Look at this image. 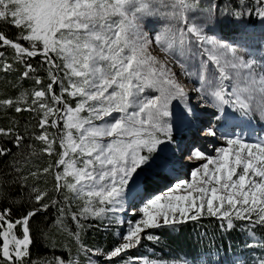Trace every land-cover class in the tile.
<instances>
[{
    "label": "snow or ice",
    "instance_id": "obj_1",
    "mask_svg": "<svg viewBox=\"0 0 264 264\" xmlns=\"http://www.w3.org/2000/svg\"><path fill=\"white\" fill-rule=\"evenodd\" d=\"M253 17L264 23V0H0V71L33 81L18 96L0 99V108L39 116L38 131L25 125L21 132L17 121L0 127V160H8L10 169L0 174V189L29 187L31 205L16 218L10 206L0 209V264H81L55 251L38 261L31 258L30 221L52 207L57 216L51 227L67 230L66 215L76 223L77 230L69 234L86 256L85 264H209L203 255L186 252L167 259L128 255L142 240L158 241L148 230L205 215L227 230L244 221L247 236L255 240V228L264 227V132L254 137L220 132L215 122L225 108L247 121L258 115L264 122V55L240 51L243 33L231 42L218 33L222 24ZM5 27L16 32L9 37ZM173 66L195 81L191 88ZM190 91L197 94L200 108L215 109V121L201 125L196 106L189 103ZM174 100L183 105V120L203 139L223 143L189 141L181 148L195 165L191 179L181 175L182 165L175 167L179 161L169 166L166 159L160 166L171 179L157 172L141 183L140 173L151 171L159 146L176 143ZM26 139L39 141L40 153L54 160L43 168L34 164L23 175L17 158ZM27 147L26 161L37 155L34 145ZM49 173L55 181L52 192L62 200L47 188L27 184L29 177L38 180ZM156 178L169 181L167 190H149V181ZM9 195L0 190V201ZM136 198L141 206L133 214L138 218L126 222L110 249L82 242V220L123 212ZM72 201L81 202L78 211L70 212ZM244 247H259L261 254L257 258L253 253L250 264H264V239L254 244L246 240ZM227 264L248 262L233 259Z\"/></svg>",
    "mask_w": 264,
    "mask_h": 264
},
{
    "label": "trees",
    "instance_id": "obj_2",
    "mask_svg": "<svg viewBox=\"0 0 264 264\" xmlns=\"http://www.w3.org/2000/svg\"><path fill=\"white\" fill-rule=\"evenodd\" d=\"M3 31H5L6 34L11 37L16 32V29L5 27L3 28ZM248 31L264 33V23L253 17L251 20L243 19L232 23L222 24L218 28V32H220L225 37H232L238 32L245 34ZM39 59L40 58L37 57L32 61V63L36 64ZM40 74L44 75V72L41 71ZM18 75V72L5 73L0 71V99L16 97L21 91L30 89L33 86L32 80H18ZM46 82L47 80L45 78V83ZM38 119L39 116L33 112L22 111L20 113H16L12 108H0V127H7L11 121H17L20 125L21 132L24 131L25 125L28 126L30 131H38V129L35 128ZM185 123L186 122L184 121V124ZM49 130L51 132H55V129ZM181 138L182 137L174 139L176 143L172 144V148L173 146L175 148V146L179 145L178 140H181ZM37 142L39 141L26 139L21 149H19V152L22 153V155L17 158L20 161L18 166L22 168L23 175H26L29 170H34V164L40 168H43L48 166V164L54 160V157H50L48 155L44 156L40 153ZM29 144L34 145L37 155L29 157V159L26 161L25 156H28V154L31 152V149L27 147ZM9 147H12V145H9ZM13 151L16 152L18 150L13 148ZM57 151H59L58 145ZM8 163V160H0V174L10 171V169L6 167ZM162 174L165 175L164 173ZM13 175H15V173H13ZM10 178L11 177H5V179ZM143 180L144 178L140 182L143 183ZM155 181L156 180L154 179L150 180L148 188H150L153 184L152 182ZM34 183L40 188H47L50 194L55 198L60 200L63 199V197H60L56 193L52 192L55 181L51 173L47 175H41L38 180H33V178L29 177L27 184L31 186ZM0 190L10 194L9 196H6L5 199L0 201V209L10 206L12 208L13 218L23 215L31 206L29 187L21 189L18 184L11 187L5 185ZM11 198H14L17 203L10 204L9 200ZM80 204V201H72L70 212L78 211ZM56 216L57 208L52 207L46 213H41L30 221V228L34 241L30 250L31 258L38 261L41 258L51 257L53 255V251H55L56 255H61L65 259H67L69 256H72L78 259L81 264H85L86 256L83 253H79L77 251L78 246L75 242V239L69 234L70 232L77 230L76 223L71 219L70 215H66L64 217V221L67 230L61 231L57 228L51 227L52 222L56 219ZM211 218L212 217L207 216L199 219L197 223L188 221L186 223H179L175 227L165 226L158 231L155 230V232H158L161 238V244L149 246L153 247L154 250L159 252L161 255H164L167 251L171 253L186 252L190 257L196 255L198 252L204 253L208 250H220V253L223 256L222 264H227L226 261H230L229 254H231L232 257L238 256L239 260L247 261L248 264H250L253 253L256 254L257 258L259 257L261 254L259 247H244L246 240L249 243L252 241L247 236L246 229L243 227L245 224L244 221H235V227L230 230L231 233L229 232L225 234L224 237H220L218 234H216V223L212 224L210 221ZM81 223L85 225L84 229L80 232L81 240L85 245L107 251L118 242L119 237L117 233H121V231H119L120 229L118 230V227H106L104 222L96 219L82 220ZM195 224H197L198 227L204 229L206 232L211 230L212 232L210 235L212 234L214 236V240L212 239L210 241H205L204 244L203 242L199 244L197 241L198 229L196 228L197 226ZM237 226H239V229L235 231ZM17 231L19 232V229ZM254 231L258 242L264 239V227H256ZM147 243V240H142V246L131 250L128 255H131L136 259H140V256ZM230 243L232 244L231 247L229 245ZM52 245H55L54 250L51 247ZM92 258L96 259L95 256ZM217 258L220 259V257ZM102 259L103 258L101 257V260Z\"/></svg>",
    "mask_w": 264,
    "mask_h": 264
},
{
    "label": "rangeland",
    "instance_id": "obj_3",
    "mask_svg": "<svg viewBox=\"0 0 264 264\" xmlns=\"http://www.w3.org/2000/svg\"><path fill=\"white\" fill-rule=\"evenodd\" d=\"M159 27V26H157ZM220 36L224 37L226 40H228L229 42H231V39L233 37L239 36L241 35V32H238L236 34H234L232 37H225L223 36L220 32H218ZM156 51L158 52V49H156ZM240 51L242 53H254L256 54V56L259 58L261 55H264V33H256L253 31H248L247 33L244 34V40L240 46ZM155 54V53H154ZM162 55V54H160ZM177 67V66H176ZM178 68V67H177ZM179 69V68H178ZM174 71H176L175 68H173ZM177 72V71H176ZM179 79L182 82V79H185V83L187 85L190 86V88L194 85L195 81L192 79H189L183 75H179ZM150 94H155V93H150ZM189 103L193 105L192 103V99L196 98L197 99V94L192 92L191 94H189ZM197 112L198 114H200L201 119L203 118H207V121L201 123L202 126H207L209 121H215V116L213 115L215 113V109H204V108H200L199 105V101L197 100ZM171 110L173 112V117H172V123H173V139H177L179 137H182L181 140H178L179 145L178 148H172V144L170 143H165L164 145L159 146L157 153L153 154V161H151L150 163L152 164V168L151 171L149 172L148 169H145L144 172L140 173V178L139 180L141 181L145 175H155V173L160 172V173H164L165 176H168L169 178L172 177V174H169L168 172H164L163 168L160 166L161 165V161H164L167 159V161L169 162V166H171V164L174 161H179V163L175 164V167L179 168L181 167V165L183 166V171L181 173L182 176H184V178L187 179H191L190 177V170L195 166L193 163H189L190 161H188L187 159H185L187 152L185 151H181L180 148L184 147V140L183 138L187 137V144L189 141H194L196 142V138L199 135V132L197 130L196 127L189 125L187 123L184 124L183 121V105L181 104L180 101L174 100L172 102V105L170 106ZM219 115V114H217ZM239 120H242L245 122V125L243 127H237L236 125L239 124ZM216 122V126L219 129L220 132H224V131H240L243 134H245L246 136H255L256 133H260V130H256L255 128H253L254 126L258 125V124H264V122L261 121L260 117L258 115L254 116L252 121H247L243 118H239L236 116L235 113L232 112L231 109L229 108H225V112L223 114V118L220 119L219 121H215ZM50 131V130H49ZM51 132V131H50ZM196 132V133H195ZM264 132V131H263ZM211 139H215V138H211ZM183 140V141H182ZM216 140V139H215ZM217 141V140H216ZM219 142V144H217V146H220L223 142L221 141H217ZM38 144V148L39 151L40 149L43 147V145L40 144V142H37ZM183 146V147H182ZM172 148V149H171ZM176 153V156L174 155ZM42 155L46 156L47 154H43ZM177 158V159H176ZM199 163V162H197ZM140 171V170H138ZM156 180L155 182H152V186L149 188L150 191L153 192H157V193H162L163 191L167 190V186L169 181L166 179H159L156 178L154 179ZM175 181L173 180V183ZM131 185V182H130ZM134 187V186H133ZM75 202V201H73ZM140 200L139 198H136L135 200H131L129 201L126 205H125V211L123 212H117V213H110L108 217L101 219V222H104L106 227H111V226H116L118 227V230L121 231V233L125 232L126 230V222L130 219H134V218H138L135 217L133 214V208L138 209L140 207ZM207 217V215L201 217L204 218ZM211 217V216H210ZM200 218V219H201ZM117 220L123 221V224L117 223ZM199 221V220H197ZM197 221H193V223H197ZM211 223H216V234H218L220 237H224L225 234L229 233L230 230H227L226 228L221 227V221H219L217 218L212 217L210 219ZM197 226V224H195ZM177 226V225H175ZM172 226V227H175ZM240 226V225H239ZM239 226L236 227L237 231L239 229ZM168 227V226H167ZM113 228V227H112ZM158 228V229H150L148 230L150 233L154 234L155 236L159 237L158 241H148V243L145 245L144 250L140 256V260L143 259V257H148L149 259H154V258H158V257H164V258H169L171 254V252L167 251L165 252L164 255L159 254V252H156L154 250L153 247L149 246V245H158L161 244V238L158 234V232H155V230H159L162 229ZM198 229V234H197V241L199 242V244L201 242L205 241H210V240H214V236L210 233L212 232L211 230L209 232H206L204 229H202L201 227H196ZM231 233V232H230ZM254 243H258V240H252L250 242V244H254ZM216 245V244H215ZM231 247V243L229 244ZM194 247V246H192ZM198 255H203L204 257H206L209 261V264H215V261L219 260L222 264V259L223 256L220 253V250L215 251V250H208L207 252H198L196 255L192 256V257H196ZM217 257H220V259H218ZM229 259L233 260V259H238V256L236 257H232L231 254H229ZM228 261H226L227 263Z\"/></svg>",
    "mask_w": 264,
    "mask_h": 264
},
{
    "label": "bare ground",
    "instance_id": "obj_4",
    "mask_svg": "<svg viewBox=\"0 0 264 264\" xmlns=\"http://www.w3.org/2000/svg\"><path fill=\"white\" fill-rule=\"evenodd\" d=\"M154 53L158 54L157 51H155ZM173 68H175L177 73L179 74V69L176 66H173ZM182 83L185 84L186 87L190 88V86L185 83V79H182ZM191 93L192 92L190 91L189 94H191ZM191 101H192L193 105L197 106V104H196L197 103V99L196 98H193ZM205 121H207V118L201 119L200 122L203 123ZM238 125H239V127H243L245 125V122L242 121V120H239V124ZM209 142L212 145H216V146H217V144H219V142H217L215 139H211V138H208L207 140L203 139L200 134L196 138V143L201 144V145H207ZM186 145H187V143H186ZM209 152H211V148H209ZM189 163H191V162H189ZM169 174H171V173H169Z\"/></svg>",
    "mask_w": 264,
    "mask_h": 264
}]
</instances>
